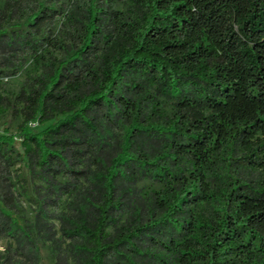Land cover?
I'll use <instances>...</instances> for the list:
<instances>
[{
  "label": "trees",
  "instance_id": "16d2710c",
  "mask_svg": "<svg viewBox=\"0 0 264 264\" xmlns=\"http://www.w3.org/2000/svg\"><path fill=\"white\" fill-rule=\"evenodd\" d=\"M9 112L0 264H264L263 188L199 215L228 146L264 168V0H0Z\"/></svg>",
  "mask_w": 264,
  "mask_h": 264
},
{
  "label": "rangeland",
  "instance_id": "374dc122",
  "mask_svg": "<svg viewBox=\"0 0 264 264\" xmlns=\"http://www.w3.org/2000/svg\"><path fill=\"white\" fill-rule=\"evenodd\" d=\"M22 79L20 76L7 78L6 84L9 87H14ZM18 121L14 118L11 112L0 116V134L15 133ZM46 124L40 125L33 121L29 125L31 130H41ZM7 131V132H6ZM15 148L20 151L19 138L15 137ZM257 145H261L260 142ZM258 148V147H257ZM256 148H244L240 145L227 147L223 152V159L216 162L207 172V177L210 182L211 197L208 202L201 205L199 210L201 223H208L217 218L222 206L226 203V194L229 191L227 183L234 179L243 183H249L258 188L264 189V168L259 162H255L253 152ZM255 159V160H251ZM230 211V210H229ZM7 244L6 240H0V252L3 251ZM233 262V261H232ZM195 264H203L197 261Z\"/></svg>",
  "mask_w": 264,
  "mask_h": 264
}]
</instances>
